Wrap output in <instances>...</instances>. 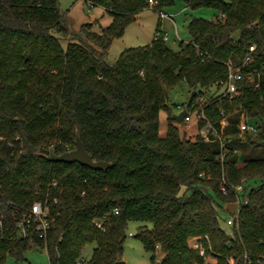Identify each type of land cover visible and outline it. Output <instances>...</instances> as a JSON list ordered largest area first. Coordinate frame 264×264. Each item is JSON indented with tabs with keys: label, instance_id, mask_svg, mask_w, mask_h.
<instances>
[{
	"label": "trees",
	"instance_id": "1",
	"mask_svg": "<svg viewBox=\"0 0 264 264\" xmlns=\"http://www.w3.org/2000/svg\"><path fill=\"white\" fill-rule=\"evenodd\" d=\"M82 1L102 7L111 24L74 29L58 0H0V264L8 257L17 264L32 246L46 251L49 264H115L130 221L151 224L135 237L154 261L158 248L159 264L202 263L190 238L215 264H264V0H183L213 9V18H192L178 49L158 32L112 65L109 48L137 15L174 0L153 7L148 0ZM226 63L243 73L233 98L221 97ZM180 83L191 93L184 104L196 103L222 142L180 135L169 106ZM161 111L169 113L165 136ZM242 117L255 131L240 134ZM204 125L200 119L198 130ZM77 138L110 167L95 171L40 152L60 155ZM35 202L48 210L43 237L26 224ZM230 204L228 234L218 209ZM89 244L91 258L81 261Z\"/></svg>",
	"mask_w": 264,
	"mask_h": 264
},
{
	"label": "rangeland",
	"instance_id": "2",
	"mask_svg": "<svg viewBox=\"0 0 264 264\" xmlns=\"http://www.w3.org/2000/svg\"><path fill=\"white\" fill-rule=\"evenodd\" d=\"M60 8L63 12H67L72 21L74 29H78L83 23L90 20L93 22V30L99 32L102 28L109 26L112 22V17L107 14L102 7L95 6L89 8L82 0H58ZM162 11L167 14L165 19H159V11H154L151 8H146L140 12L136 20L131 23L125 30L124 34L113 41L111 44L106 62L112 65L119 53L130 47H138L150 44L158 32L165 36V43L172 49H178L181 42H186L189 39L188 25L192 18H204L209 20L213 18L215 11L211 8L192 9L188 7L183 0H174L170 4L162 7ZM170 17V18H169ZM159 30V31H157ZM190 91L187 87L180 83L169 91L170 99V113L177 114L179 111L176 105H182L190 98ZM168 112L161 111L159 113V133L165 136L168 126ZM178 128L180 135L193 138L198 134L196 124V117L193 115L190 123L173 122ZM236 205H223L219 208V226L226 233L231 234V226L227 225L226 219L230 216L229 211H233ZM145 225L151 228L150 223H141L139 221H130L127 226V237L124 242L122 261L124 264H154L152 255L143 247L141 240L135 237L139 227ZM197 240V238H195ZM196 240L192 241V246L195 245ZM93 244L85 246L82 253V260L87 262L92 255ZM154 253V257L160 259L162 254L158 248ZM216 263V260H213ZM5 264H15V261L8 257ZM17 264H49V259L44 249L32 246L25 252L24 259Z\"/></svg>",
	"mask_w": 264,
	"mask_h": 264
},
{
	"label": "built area",
	"instance_id": "3",
	"mask_svg": "<svg viewBox=\"0 0 264 264\" xmlns=\"http://www.w3.org/2000/svg\"><path fill=\"white\" fill-rule=\"evenodd\" d=\"M148 4L150 7H153V6L157 5V2L154 0H148ZM89 8L91 9L92 5H89ZM165 17H167L166 13H164L162 10H159V19L162 20ZM160 35H161V33H158L155 36V38H159ZM164 38H165V36H164ZM253 50H254V47L253 46L250 47V51H253ZM250 59H251V57L248 54L245 57L244 62L248 63L250 61ZM226 65L228 68V77H227V82L221 91V97L233 98L235 96V92H236V82L239 81L243 77V73H242L240 68H233L230 63H226ZM245 76L248 78L252 77V75L250 73H247ZM196 95H199V98H198L199 102H203L205 100V97L203 95H200L199 92H197V91H196ZM195 105H196V103L176 105V109L179 111L177 114H179L181 111H186L184 119L181 123H183V122L190 123L192 121L193 115H195L196 124H198V121L200 119H203L205 121V125L200 130H198L199 135L204 140L210 141L211 140L210 134H212L215 136V139L220 140L222 142V138H221L220 134L213 127V125L206 119V117L203 113V110H201V112H197ZM221 123H222V125H225L226 120L223 119ZM238 127H239L240 134H243L244 132L255 131V126L246 122L244 117L241 118ZM223 147L224 146L222 144V148ZM225 187H226L225 185L221 186V191L223 193L226 192ZM242 190H243V187L241 185H238L235 187L238 202L240 201V195H241L240 193L242 192ZM244 201H245V199H244ZM226 223H227V225H231L233 223V219H231V218L227 219ZM26 224L28 227L31 225L33 227V229L40 235V237H43L49 228L48 210L44 209L40 202H35L30 209L28 217L26 218ZM95 225L98 229L104 230L102 228V224L100 222H96ZM22 232L24 234L25 230H22ZM194 240H196V239L194 238ZM190 247L198 250L200 256L203 257L202 263H194V264H215L213 261L214 258L206 255V252H205L204 248L202 247V245L200 244L198 238L195 242V245L190 246ZM81 261H83V260L81 259ZM159 263H160V259L156 258L154 264H159ZM230 263L232 264V261H230ZM246 264H253V261L246 258Z\"/></svg>",
	"mask_w": 264,
	"mask_h": 264
},
{
	"label": "water",
	"instance_id": "4",
	"mask_svg": "<svg viewBox=\"0 0 264 264\" xmlns=\"http://www.w3.org/2000/svg\"><path fill=\"white\" fill-rule=\"evenodd\" d=\"M186 111H181L179 114L173 115V119L177 123H181L184 119ZM40 152L46 156L49 161L64 162V163H77L86 166L95 171H105L110 167V164L105 161H96L85 150L84 145L79 138L76 139L75 148L57 155L49 150L41 149ZM115 264H124V262L117 261Z\"/></svg>",
	"mask_w": 264,
	"mask_h": 264
},
{
	"label": "crops",
	"instance_id": "5",
	"mask_svg": "<svg viewBox=\"0 0 264 264\" xmlns=\"http://www.w3.org/2000/svg\"><path fill=\"white\" fill-rule=\"evenodd\" d=\"M103 10H104V9H103ZM104 11H105V10H104ZM166 15H167V14H166ZM165 18H166V17H165ZM165 18H164V19H165ZM169 18H170V17H169ZM91 22H93V21L90 20L89 23H91ZM87 23H88V22H87ZM187 41H188V40H187ZM187 41H186V42H187ZM151 42H152V41H151ZM151 42H150V43H151ZM193 240H194V238H190V239L188 240V245H189V246H192L191 243H192Z\"/></svg>",
	"mask_w": 264,
	"mask_h": 264
}]
</instances>
